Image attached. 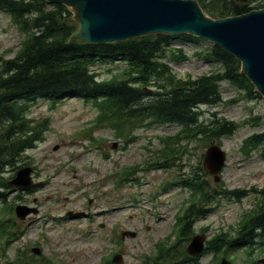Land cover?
<instances>
[{"label":"rangeland","instance_id":"374dc122","mask_svg":"<svg viewBox=\"0 0 264 264\" xmlns=\"http://www.w3.org/2000/svg\"><path fill=\"white\" fill-rule=\"evenodd\" d=\"M248 2L255 4L256 0ZM180 36H173L163 58L176 78L193 79L218 67L196 55V52H206L210 42L183 41ZM21 40L22 35L10 15L0 10V59L14 56ZM178 48L186 55L174 60L172 55ZM125 66L124 61L115 60L97 62L91 69L103 79L117 74ZM149 88L154 89V86ZM220 92L225 101L201 106L202 117L207 119L211 112H216V116L233 121L238 127L232 134L218 138L226 158L220 170L212 175L203 164L205 149L210 145L203 146L210 142L206 140L178 143L179 147H186L185 154L177 152L169 160V167L162 162L147 163L164 145L160 137L177 131L179 127L175 124L139 127L132 130L134 137L128 144L115 138L108 128L92 130L93 137L102 139L97 148L91 136L82 133L91 128V119L97 114L90 101L72 97L59 101L54 107L42 98L29 102L27 117L32 119V124L45 118L47 121L42 125L39 140L21 155L22 160L16 165L30 161L27 164L34 168L30 179L39 184L32 192L15 189L8 195L14 197L20 192L21 199L16 202L34 207L37 212H29L21 219L24 235L10 242L8 255L14 257L19 248L30 253L31 246H39L41 253H33L31 259L27 257L26 264H103L120 246L122 264H152L150 257L159 242L163 256L173 255L180 264H191L182 262L183 257L179 255L180 245H188L190 238L180 242L177 251L171 245L175 240L173 225L180 211L177 206L184 205V196L188 194L182 192L175 181L187 171L197 179L207 178L211 187L220 188L214 194L212 210L194 223L190 237L198 233L208 239L221 230L226 231L228 238L235 236L243 220L263 199L260 190L264 188V142L250 145L248 151L241 145L249 136L264 131V98L260 93L256 96L253 90L249 95L247 90L226 81L221 82ZM211 141L216 143V139ZM129 166L135 167L131 169L135 174L133 180L129 184H116L120 171ZM8 169L4 173L7 178L13 172ZM165 181L175 184L159 190V185ZM222 188L240 190L242 196L223 198ZM121 204L132 205L119 209ZM67 211L84 212L87 216L68 217ZM117 230H131L136 234L132 238H121L123 242L117 245L111 241L113 235L117 236ZM249 248L254 250L251 256L244 248H238L230 251L226 258L231 264H253V258L259 262L255 264H264V246L255 242ZM221 257L208 251L200 255L195 264H221ZM3 262L0 249V264Z\"/></svg>","mask_w":264,"mask_h":264},{"label":"trees","instance_id":"16d2710c","mask_svg":"<svg viewBox=\"0 0 264 264\" xmlns=\"http://www.w3.org/2000/svg\"><path fill=\"white\" fill-rule=\"evenodd\" d=\"M198 2L211 18L240 15L264 7V0H256L255 4L236 0ZM0 10L10 15L22 35L14 56L0 59V202L3 203L0 236L4 238L3 250L24 234L23 223L13 214L16 201L6 202L12 187L8 185L4 173L7 168L13 171L18 161L22 160L21 155L39 140L42 129L31 124V119L27 117L29 102L42 98L54 106L72 97L90 101L97 110L91 126L109 128L116 137L126 141L132 130L139 126L175 124L179 127L177 131L160 137L164 145L147 161L162 162L169 167V160L177 152L185 154L186 147L178 146L183 140H206L210 142L202 143L203 146H220L218 138L232 134L238 127L233 121L216 116V112H211V117L207 119L202 117L201 106H214L225 101L220 92L222 81L247 90L249 95L253 90L256 96H260L240 72V62L215 44H210L206 52H196V55L203 56L207 63L218 64V67L193 79H180L163 62L172 35L154 33L116 42L87 43L70 39L76 26L71 9L64 4L48 0H0ZM180 38L183 41L202 40L187 34ZM185 55L178 48L172 58L181 60ZM115 60L124 61L126 66L108 78L100 79L98 73L91 69V65L97 62ZM213 139L216 143L211 141ZM263 142L264 131L249 136L241 147L248 151L250 145ZM23 162L21 164L30 163L28 160ZM188 179H191L188 184L190 192L176 216L172 231L175 240L171 243L175 251L181 248L179 255L183 257L182 262L195 263L200 255L208 251L215 256L221 254L228 257L230 251L238 248H244L251 256L254 251L249 248L251 245L258 242V245L264 246L263 188L260 190L263 197L261 204H257V208L243 220L235 236L228 238L226 231L217 232L205 241L199 255L189 254L187 245L181 247L180 242L188 241L193 233L194 223L212 210L214 194L220 189L211 187L207 178L200 180L190 174ZM33 189L29 187L26 191L32 192ZM220 194L223 198H239L242 191L222 188ZM20 198V192L14 196V200ZM178 245L180 248H177ZM158 248L161 255L162 247ZM27 257L31 259L32 255L18 250L12 259L5 257L3 264H26ZM174 259L171 255L168 261L161 259L159 263L180 264ZM253 260L259 263L257 259Z\"/></svg>","mask_w":264,"mask_h":264},{"label":"water","instance_id":"95a60500","mask_svg":"<svg viewBox=\"0 0 264 264\" xmlns=\"http://www.w3.org/2000/svg\"><path fill=\"white\" fill-rule=\"evenodd\" d=\"M49 1L74 10H71V16L77 28L71 39L87 43L121 41L152 33L189 34L203 38L237 59L241 64L240 72L264 98V7L213 19L204 14L197 0ZM223 160L225 153L218 145L207 148L204 163L210 174L220 170ZM31 170L29 166L18 169L9 184L20 187L32 185ZM217 178L214 179L217 181ZM15 211L20 218L29 212H37L27 205H17ZM203 241L204 235L193 236L187 246L188 253H199ZM32 251L39 253L38 248H32ZM221 264L231 262L224 257Z\"/></svg>","mask_w":264,"mask_h":264}]
</instances>
